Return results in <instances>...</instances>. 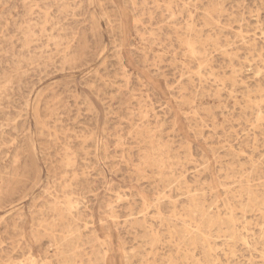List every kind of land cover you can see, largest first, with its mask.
I'll return each instance as SVG.
<instances>
[{
  "label": "rangeland",
  "instance_id": "rangeland-1",
  "mask_svg": "<svg viewBox=\"0 0 264 264\" xmlns=\"http://www.w3.org/2000/svg\"><path fill=\"white\" fill-rule=\"evenodd\" d=\"M109 242L264 264V0H0V264Z\"/></svg>",
  "mask_w": 264,
  "mask_h": 264
},
{
  "label": "bare ground",
  "instance_id": "bare-ground-1",
  "mask_svg": "<svg viewBox=\"0 0 264 264\" xmlns=\"http://www.w3.org/2000/svg\"><path fill=\"white\" fill-rule=\"evenodd\" d=\"M255 37V36H254ZM189 41V40H188ZM185 43H186V41H185ZM185 45V44H184ZM188 46V45H187ZM194 49V48H193ZM195 53V52H194ZM199 53V52H198ZM259 116V115H258ZM146 128V127H145ZM140 135H142V134H140ZM146 135V134H145ZM151 136V135H150ZM149 137V136H148ZM147 137V138H148ZM142 138V137H141ZM143 139V138H142ZM151 141V140H150ZM154 142V141H153ZM159 142V141H158ZM170 151V150H169ZM160 153V152H159ZM160 155V154H159ZM149 158V157H148ZM161 158V157H160ZM152 160V159H151ZM147 161V160H146ZM159 161H160V159H159ZM155 162H157V161H155ZM147 163V162H146ZM152 164H154V163H152ZM151 165V164H150ZM156 164H154V166H155ZM160 165V164H159ZM153 166V165H152ZM159 168V167H158ZM157 168V169H158ZM143 172V171H142ZM140 173V172H139ZM146 173V172H145ZM138 176V175H137ZM167 179V178H166ZM179 179V178H178ZM64 180V179H63ZM184 185V184H183ZM171 186V185H170ZM65 187V186H64ZM67 190V189H66ZM181 190V189H180ZM195 197V196H194ZM192 198V197H191ZM247 199H249V200H252V202H254V200H255V197L253 196V194H251V193H249V195L247 196ZM69 202V201H68ZM68 205H70V204H68ZM187 205H188V203H187ZM66 207V206H65ZM71 209H73V208H71ZM208 209H211V208H204V207H202L201 208V210H200V217H201V220H203V223H201L199 226H198V229H197V233H200L201 234V236H204V231H205V229L207 228V227H209V226H211V225H213V224H215L216 223V221H214L211 217H210V213L208 212ZM245 209V208H244ZM69 210V209H68ZM194 210V209H193ZM195 211V210H194ZM194 211H191V212H194ZM231 211V210H230ZM190 212V213H191ZM196 212V211H195ZM70 214V213H69ZM189 214V213H188ZM187 214V215H188ZM195 214V213H194ZM68 215V214H67ZM218 215V214H217ZM77 216V215H76ZM193 216V215H192ZM191 216V217H192ZM229 216H231V214L229 213ZM72 217V216H71ZM194 217V216H193ZM217 217V216H216ZM143 219H144V217H143ZM193 219L194 218H192L191 220H192V222H194L193 221ZM230 220H229V223L230 224H232V221H233V219H231V217L229 218ZM53 220V219H52ZM190 220V221H191ZM221 221V220H220ZM44 225V224H43ZM172 225V224H171ZM184 225V224H183ZM212 227V226H211ZM172 228V227H171ZM188 228V227H187ZM217 229V228H216ZM191 230V229H190ZM189 230V231H190ZM207 230V229H206ZM189 231L187 232V231H184L183 232V230H182V232L183 233H188L189 234ZM196 231V230H195ZM179 232H180V230H179ZM181 232V233H182ZM193 231H191L190 233H192ZM209 232V231H208ZM151 233H152V231H151ZM178 235V234H177ZM181 235V234H180ZM183 235V234H182ZM184 236V235H183ZM188 236V235H187ZM211 236V235H210ZM230 236H231V238L232 239H235V238H237V239H239V240H241V238L243 239L244 238V236H240V235H237L236 234V230H232L231 231V234H230ZM189 237V236H188ZM197 237V236H196ZM95 240H98L99 241V238L96 236V235H94V237H93ZM183 238V237H182ZM185 238V237H184ZM207 238V237H206ZM210 238V237H209ZM186 239V238H185ZM193 239H195V238H193ZM202 239V238H201ZM104 240V239H103ZM229 240V239H228ZM184 241V240H183ZM190 242V241H189ZM198 242V241H197ZM204 242V241H203ZM156 243V242H155ZM105 244H107L106 243V240H104L103 241V244H102V246H104ZM193 244V243H192ZM199 244V243H198ZM200 244H202V243H200ZM207 244V245H206ZM247 244V243H246ZM206 245V246H205ZM201 246V245H200ZM202 247H203V254L205 255V260H206V262H207V264H214L213 262H214V258L212 257V254H210L211 253V250H213V248L212 247H210L209 246V244L208 243H204V244H202ZM151 249V248H150ZM75 251V250H74ZM104 252V255H103V257H104V262L106 263V264H112V259H111V251H113V248H112V244L109 242L108 243V245H107V247H105V249L103 250ZM110 252V253H109ZM65 254V253H64ZM201 254H202V252H201ZM225 255V254H224ZM226 256V255H225ZM61 257V256H60ZM73 257V256H72ZM203 257V256H202ZM95 258V257H94ZM73 261V260H72ZM129 262V261H128ZM96 264V263H95ZM147 264V263H146Z\"/></svg>",
  "mask_w": 264,
  "mask_h": 264
}]
</instances>
